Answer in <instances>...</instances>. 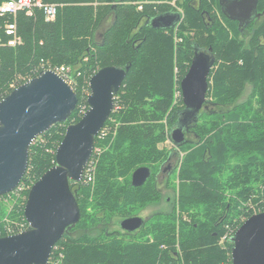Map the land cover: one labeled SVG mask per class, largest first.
<instances>
[{
	"label": "trees",
	"instance_id": "trees-1",
	"mask_svg": "<svg viewBox=\"0 0 264 264\" xmlns=\"http://www.w3.org/2000/svg\"><path fill=\"white\" fill-rule=\"evenodd\" d=\"M39 1L57 5L55 20L38 5L31 13L0 15V100L41 72L66 66L78 103L68 121L31 147L22 181L2 197L14 203L6 212L0 205V237L29 227L24 212L29 191L56 164L67 126L88 109L91 77L106 66L129 65L104 125L107 133L96 137L88 165L96 167L94 184H86L88 168L82 181L70 182L81 218L56 243L50 264H232L231 237L264 211V21L230 18L223 7L230 0ZM258 9H264V0H258ZM168 13H176L173 23L152 25ZM111 17L98 43L97 29ZM12 21L22 37L16 46L8 45L5 32ZM197 49L216 62L206 107L190 130L195 140L160 148L185 107L181 81ZM177 151L187 153L172 170L180 167L172 211L153 215L134 233L110 231V224L161 201L159 176ZM143 166L151 175L134 186L132 174ZM249 202L257 211L245 206Z\"/></svg>",
	"mask_w": 264,
	"mask_h": 264
},
{
	"label": "water",
	"instance_id": "water-1",
	"mask_svg": "<svg viewBox=\"0 0 264 264\" xmlns=\"http://www.w3.org/2000/svg\"><path fill=\"white\" fill-rule=\"evenodd\" d=\"M230 18L249 21L258 0L224 2ZM249 7V9H248ZM176 13L151 20L154 27L167 25ZM176 18V17H175ZM241 18V19H240ZM216 62L207 51L197 49L188 73L181 81L185 107L178 113L170 139L176 146L187 142L186 132L199 120L206 107L208 77ZM129 65L106 66L90 79L88 109L77 123L69 124L56 151V164L31 187L25 205L29 227L0 237V264H48L52 250L65 231L81 218V210L70 182L83 180L95 148L96 137L115 108V95L122 87ZM78 103L74 88L54 70L48 69L16 87L0 101V197L22 181L29 164L31 147L54 125L68 121ZM151 175L143 166L132 174V184L142 186ZM145 219H122L127 233L140 230ZM232 264H264V211L250 216L231 237Z\"/></svg>",
	"mask_w": 264,
	"mask_h": 264
},
{
	"label": "rangeland",
	"instance_id": "rangeland-1",
	"mask_svg": "<svg viewBox=\"0 0 264 264\" xmlns=\"http://www.w3.org/2000/svg\"><path fill=\"white\" fill-rule=\"evenodd\" d=\"M173 4H175V0H170ZM140 6L143 5L142 3L139 4V9L141 10L142 8H140ZM180 11L183 14V11L180 9ZM113 20V17H111L110 19H107L98 29L95 35V41H97L98 43H100L104 37V33L105 30L111 25ZM249 33H246V35ZM11 86H14V83L11 84ZM251 91V86L247 87L246 90V94L250 93ZM177 95H179V92L177 93ZM246 98V97H244ZM164 122L166 123V119L164 120ZM189 139L190 140H195V136L191 133L189 135ZM160 148H165V149H172L175 146L173 145V142L169 140V138H167L164 142H162L160 145ZM173 150V149H172ZM104 152H101V154ZM187 153V151H185ZM185 152H181V151H177L176 154H174V158L170 163V170H173V168L176 167V165L178 164L179 160H181L185 154ZM100 154V155H101ZM179 169L178 171L173 173H165L164 175H160L159 176V180H158V186L159 189L162 192V199L160 202L155 203V204H150L149 206L141 209L139 211V215L140 217L144 218L145 220H148L149 218H151L153 215H156L158 213H170L172 211V206H173V199L179 194ZM95 173H96V167H93V180L90 182H86V184H94L95 182ZM120 181L122 182L123 180L120 179ZM24 189V187L21 188V190ZM3 197V196H2ZM0 198V205L3 207V209H5L6 211H9V209L12 208V205L14 203V198L13 197H5V198ZM167 199H170V202L167 201ZM245 206H250L251 209H253L254 211H257V206L253 205L252 202L246 203ZM90 211V209H88ZM119 231L121 233L124 232V230L120 227L119 224H117L116 222L113 224H110V231ZM127 236V235H126ZM137 236V235H136ZM129 238V236H127ZM139 237V235L137 236ZM50 264V262L48 263Z\"/></svg>",
	"mask_w": 264,
	"mask_h": 264
},
{
	"label": "built area",
	"instance_id": "built-area-1",
	"mask_svg": "<svg viewBox=\"0 0 264 264\" xmlns=\"http://www.w3.org/2000/svg\"><path fill=\"white\" fill-rule=\"evenodd\" d=\"M38 5L43 8L44 14L48 20H55L57 16V5L56 4H45L43 5L39 0L34 2V0H5L0 5V15H13L20 10L27 11V13H31L33 6ZM142 8V6H140ZM5 32L10 36L8 40V45L16 46L22 42V37L18 34L16 21L8 22L5 25ZM1 41V39H0ZM59 73L69 84H73V78L71 76V70L69 67L61 66L56 69H52ZM1 101V100H0ZM103 131V132H102ZM107 129L103 128L99 133V138L103 139L104 135H106ZM98 152H101V148L96 149ZM89 165V164H88ZM88 168V166H87ZM86 170V169H85ZM88 173L85 174L86 182H90L93 180V167L89 166L87 169ZM23 231V230H21Z\"/></svg>",
	"mask_w": 264,
	"mask_h": 264
},
{
	"label": "flooded vegetation",
	"instance_id": "flooded-vegetation-1",
	"mask_svg": "<svg viewBox=\"0 0 264 264\" xmlns=\"http://www.w3.org/2000/svg\"><path fill=\"white\" fill-rule=\"evenodd\" d=\"M227 5V4H226ZM226 5H225V3H223V7H224V11H225V13H226ZM248 9H249V7H248ZM227 14V13H226ZM241 19V18H240ZM247 21V19H244V18H242V22L243 23H247L246 22ZM249 21H255L256 23H258V22H261V21H264V9L263 10H259L258 9V4H257V6L256 7H254L253 8V10H252V12H251V17H250V19H249ZM248 21V22H249ZM191 133H190V131H187L186 132V138L187 139H189V135H190ZM175 154H176V152H175ZM171 171L172 170H170V166L168 165H164L163 167H162V171H161V173H160V175H164L166 172L167 173H171ZM161 191V190H160ZM167 201L168 202H170V199H167Z\"/></svg>",
	"mask_w": 264,
	"mask_h": 264
},
{
	"label": "bare ground",
	"instance_id": "bare-ground-1",
	"mask_svg": "<svg viewBox=\"0 0 264 264\" xmlns=\"http://www.w3.org/2000/svg\"><path fill=\"white\" fill-rule=\"evenodd\" d=\"M52 70V69H51ZM71 85V84H70ZM72 86V85H71Z\"/></svg>",
	"mask_w": 264,
	"mask_h": 264
}]
</instances>
